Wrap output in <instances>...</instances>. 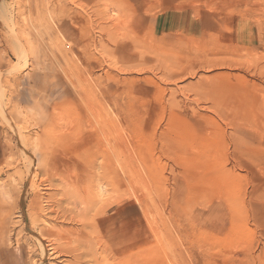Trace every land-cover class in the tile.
<instances>
[{
    "label": "rangeland",
    "instance_id": "obj_1",
    "mask_svg": "<svg viewBox=\"0 0 264 264\" xmlns=\"http://www.w3.org/2000/svg\"><path fill=\"white\" fill-rule=\"evenodd\" d=\"M136 232L264 264V0H0V264H137Z\"/></svg>",
    "mask_w": 264,
    "mask_h": 264
},
{
    "label": "bare ground",
    "instance_id": "obj_2",
    "mask_svg": "<svg viewBox=\"0 0 264 264\" xmlns=\"http://www.w3.org/2000/svg\"><path fill=\"white\" fill-rule=\"evenodd\" d=\"M43 1H44V0H43ZM25 2H26V1H25ZM30 5H31V4H30ZM42 6H43V5H42ZM29 7H30V6H29ZM33 9H34V8H33ZM35 10H36V9H35ZM41 10H42V9H41ZM30 11H32V10H30ZM34 12H37V11H34ZM38 12H39V11H38ZM40 14H41V13H40ZM32 15H33V14H32ZM32 15H31V16H32ZM38 15H39V13H38ZM38 15H37V16H38ZM39 16H40V15H39ZM41 16H42V15H41ZM41 16L39 17V19L42 18ZM45 18H46V17H45ZM31 19L33 20V17H31ZM39 19H37V20H39ZM34 22H35V21H34ZM40 22H41V21H40ZM44 22H46V21H44ZM38 23H39V22H37V25H38ZM47 25H48V23H47ZM40 27H41V26H40ZM26 28H27V27H26ZM51 31H52V30H51ZM41 37H42V36H41ZM60 44H61V43H60ZM61 45H62V44H61ZM59 46H60V45H59ZM103 121H104V120H103ZM103 124H104V122H103ZM111 144H112V143H111ZM105 145H106V143H105ZM107 147H108V146H107ZM111 147H112V145H111ZM106 149H107V148H106ZM124 151H126V150H124ZM102 181H103V180H102ZM98 182H100V181H98ZM105 184H106V183H105ZM115 184H116V183H115ZM101 185H102V184H101ZM126 186H127V185H126ZM102 189H103V187H100V192H101ZM103 190H104V189H103ZM103 190H102V192H103ZM91 191H92V190H91ZM104 191H105V190H104ZM126 192H127V191H126ZM90 193H91V192H90ZM102 194H103V193H102ZM102 194H101V196H102ZM142 194H143V193H142ZM103 196H104V195H103ZM137 196H138V195H137ZM87 197H88V196H87ZM90 197H91V196H89L88 198H90ZM91 198H94V197H91ZM137 199L139 200L138 197H137ZM141 199H142V197H141ZM141 199H140V200H141ZM89 200H90V199H89ZM91 200H92V199H91ZM134 200H135V198H134ZM138 200H137V201H138ZM80 201H81V200H80ZM84 201H85V200H84ZM57 202H58V201H57ZM88 202H90V201H88ZM92 202H93V200L91 201V204H92ZM95 202H96V201H95ZM102 202H103V201H102ZM102 202H101V203H102ZM130 202H131V201H130ZM133 202H134V201H133ZM83 203H84V202H83ZM108 203H109V202H108ZM81 204H82V202H81ZM102 204H103V203H102ZM96 205H97V204H96ZM96 205H95V206H96ZM103 205H104V204H103ZM131 205H132V203H131ZM93 206H94V205H92V207H93ZM97 206H98V205H97ZM132 206H133V205H132ZM132 206H130V210H132V212H135L136 209H135L134 207H132ZM87 207H88V206H87ZM57 208H58V206H57ZM106 208H107V207H106ZM109 208H110V207H109ZM43 209H44V208H43ZM101 209H103V208H101ZM122 209H123V208H122ZM44 210H45V209H44ZM46 210H47V209H46ZM51 210H52V209H51ZM52 211H53V210H52ZM56 211H57V210H56ZM56 211H55V212H56ZM86 211H87V210H86ZM88 211H89V210H88ZM106 211H107V209H106ZM117 211H118V210H117ZM147 211H148V210H147ZM55 212H54V213H55ZM69 212H70V211H69ZM89 212H90V211H89ZM119 212H120V211H119ZM144 212H145V211H144ZM42 213H43V212H42ZM70 213H71V212H70ZM145 213H146V212H145ZM52 214H53V213H52ZM52 214H51V215H52ZM56 214H57V213H56ZM101 214H102V213H101ZM107 214H108V213H107ZM119 214H120V213H119ZM133 214H134V213H133ZM140 214H141V213H140ZM39 215H41V213H39ZM59 215H60V214H59ZM73 215H74V214H73ZM75 215H76V214H75ZM75 215H74L73 217H75ZM99 215H100V214H99ZM102 215H103V214H102ZM105 215H106V214H105ZM109 215H110V214H109ZM145 215H146V214H145ZM35 216H36V215H35ZM43 216H44V215H43ZM55 216H56V215H55ZM57 216H58V214H57ZM63 216H64V215H63ZM77 216H78V215H76V217H77ZM141 216H142V215H141ZM147 216H148V214L146 215V217H147ZM58 217H59V216H58ZM61 217H62V216H61ZM118 217H119V216H118ZM50 218H51V217H50ZM53 218H54V216H53ZM53 218H51L50 220H52ZM79 218H80V217H79ZM88 218H89V217H88ZM88 218H87V219H88ZM123 218H124V220H126L125 217H123ZM127 218H128V217H127ZM139 218H140V217H139ZM43 219H44V218H43ZM48 219H49V218H48ZM56 219H57V218H56ZM64 219L66 220L65 217H64ZM73 219H74V218H73ZM94 219H97V218H94ZM70 220H71V219H70ZM80 220H81V219H80ZM118 220H119V219H118ZM56 221H58V220H56ZM60 221H61V220H60ZM87 221H88V220H87ZM93 221H95V220H93ZM93 221H90V222L93 223ZM119 221H120V220H119ZM122 221H123V220H122ZM122 221H121V222H122ZM40 222H41V221H40ZM61 222H62V221H61ZM63 222H64V221H63ZM81 222H82V221H81ZM88 222H89V221H88ZM88 222H87V223H88ZM96 222H97V221H96ZM121 222H120V223H121ZM43 223H44V222H43ZM69 223H70V222H69ZM73 223H74V222H73ZM76 223H77V222H76ZM82 223H83V222H82ZM84 223H85V221H84ZM51 224H52V223H51ZM77 224H78V223H77ZM93 224L95 225V223H93ZM96 224H97V223H96ZM44 225H45V224H44ZM48 225H49V224H48ZM54 225H55V224H54ZM79 225H80V223H79ZM97 225H98V224H97ZM97 225H96V226H97ZM46 226H47V225H46ZM49 226H50V225H49ZM62 226H63V225H62ZM82 226H85V225H82ZM88 226H89V225H88ZM68 227H69V226H68ZM86 227H87V226H86ZM98 227H99V226H98ZM38 228H39V227H38ZM42 228H43V225H42V227H41V229H40L41 231H43ZM48 228H49V227H48ZM83 228H84V227H83ZM83 228H82L81 230H83ZM88 228H89V227H88ZM93 228H94V227L92 226V227H91V230H90L91 232H93V230H95V229H93ZM95 228H96V227H95ZM74 229H75V228H74ZM84 229H87V228H84ZM92 229H93V230H92ZM78 230H79V229H78ZM78 230H77L76 232H78ZM83 231H84V230H83ZM87 231H89V230L87 229ZM90 231H89V233H91ZM84 232H85V231H84ZM41 233H42V232H41ZM41 233H40V234H41ZM79 233H80V231H79ZM156 233H157V232H156ZM40 234H39V235H40ZM73 234H75V233H73ZM82 234H83V232H82ZM86 234H87V233H86ZM92 234H93V233H92ZM95 234H96V233H95ZM98 234H99V233H98ZM129 234L132 235V233H126V232H122L121 234L116 233L115 235H113V237H114V239H120L119 242L121 243V242H123V240L125 241V238H126V239L128 238V235H129ZM75 235H77V234H75ZM135 235L137 236L138 252L136 253V256H137V258H136V262H137V264H138V263H140V261H141L142 258H143V250H142V249H143L144 244H145V239H144V237L141 235V233H139V232H138V233L136 232ZM40 236H42V235H40ZM73 236H74V235H73ZM78 236H79V235H78ZM93 236H94V234H93ZM96 236L98 237V235H96ZM96 236H95V237H96ZM100 236H101V235H100ZM43 237H44V236H43ZM68 237L70 238V236H68ZM87 237H88V236H87ZM97 237H96L95 239H98ZM101 237L103 238V236H101ZM154 237H155V236H154ZM159 237H160V236H159ZM159 237H158V238H159ZM47 238H48V237H47ZM56 238H57V237H56ZM58 238L60 239V237H58ZM66 238H67V237H66ZM66 238H65V239H66ZM85 238H86V236H85ZM89 238L91 239V237H89ZM93 238H94V237H93ZM44 239H45V238H44ZM62 239H63V238H62ZM65 239H64V241H65ZM67 239H68V238H67ZM78 239H79V238H78ZM95 239H94V240H95ZM100 239H101V238H100ZM49 240H50V239H49ZM56 240H57V239H56ZM56 240H55V241H56ZM68 240H70V239H68ZM91 240H92V239H91ZM98 240H99V239H98ZM104 240H105V239L103 238V241H104ZM158 240H159V239H158ZM43 241H44V240H43ZM55 241H52V243L55 242ZM62 241H63V240H62ZM64 241H63V242H64ZM71 241H73V240H71ZM74 241H78V240L75 239ZM74 241H73V242H74ZM95 241H96V240H95ZM100 241H102V239L99 240V242H100ZM103 241H102V242H103ZM57 242H61V240H60V241H57ZM83 242H84V241H83ZM83 242H82V243H83ZM85 242H86L85 244L87 245V247H89L90 245L88 246L89 243L87 242V240H86ZM91 242H92V241H91ZM96 242H97V241H96ZM99 242H97V243H99ZM102 242H101V244H104V243H102ZM104 242H105V241H104ZM61 243H62V242H61ZM68 243H70V245H71V242H68ZM76 243H78V242H76ZM76 243H75V244H76ZM79 243H80V241H79ZM87 243H88V244H87ZM97 243H95V244L97 245ZM56 244H57V243H56ZM72 244H73V243H72ZM93 244H94V241H93ZM101 244H98V245H101ZM105 244H108V243L105 242ZM122 244H124V243H122ZM44 245H45V244H44ZM64 245H66V244L64 243ZM77 245H78V244H77ZM79 245H80V247H82L81 244H79ZM82 245H83V244H82ZM93 246H94V245H93ZM45 247H46V246H45ZM57 247L60 249V248L65 247V246H62V245H61V247H60V246H57ZM67 247H68V245H67ZM69 247H70V246H69ZM69 247H68L67 250H69ZM87 247L84 246V248H87ZM90 247H92V245H91ZM94 247H95V246H94ZM97 247H101V246H97ZM105 247H107V245H106ZM105 247H104V249L106 250ZM51 248H52V247H51ZM51 248H49V249H51ZM53 248H54V247H53ZM77 248H79V247H77ZM92 248H93V247H92ZM92 248H91V250H92ZM102 248H103V246H102ZM107 248H110V247L108 246ZM44 249H45V248H44ZM55 249H56V248H55ZM62 249H63V248H62ZM64 249H66V247H65ZM81 249H82V248H81ZM81 249H80V250H81ZM95 249H96V248H95ZM104 249H102V251H103ZM121 249H122V251H123V253H122L123 258H122V259L124 260V261H122L121 263H122V264H132L131 260H133V259H132V256H133V255L130 253V251L127 250V246H124V248H121ZM60 250H61V249H60ZM80 250H78V252H80ZM98 250H99V249H98ZM107 250H108V249H107ZM111 250H112V249H111ZM45 251H47V250H45ZM48 251H49V250H48ZM64 251H66V250H63V252H64ZM69 251H70V250H69ZM51 252H54V251L51 250ZM66 252H67V251H66ZM72 252H73V249H72ZM86 252H87V251H86ZM86 252H85V253H86ZM88 252L90 253V249H89ZM88 252H87V253H88ZM92 252H93V250H92ZM103 252L106 253L105 251H103ZM44 253H46V252H43L42 254H44ZM54 253H55V252H54ZM54 253H53V254H54ZM64 253H65V252H64ZM82 253H83V251H82ZM87 253H86V254H87ZM97 253H98V252H97ZM99 253L103 255V253H102L101 251H100ZM57 254H58V253H57ZM65 254H66V253H65ZM68 254H69V253H68ZM71 254H72V253H71ZM75 254H76V253H74V255H75ZM83 254H84V253H83ZM92 254H93V253H92ZM108 254L111 256V255H112V252H111V254H110V252H109ZM50 255H51V254H50ZM76 255H77V254H76ZM84 255H85V254H84ZM97 255H99V254H97ZM102 255H101V259H103ZM106 255H107V254H106ZM60 256H61V255H60ZM65 256H66V255H65ZM65 256H64V257H65ZM69 256H70V255H68L67 257H69ZM71 256H72V255H71ZM71 256H70V257H71ZM78 256L80 257V255H78ZM78 256H77V258H74V259H75V260L77 259L76 261L80 262V264H81L82 261H79V260L81 259V257H82L83 255L79 258V260H78ZM86 256H88V254L85 255V259H86ZM90 256H91V253H90ZM95 256H96V255H95ZM95 256H94V257H95ZM103 256H104V255H103ZM51 257H52V256H51ZM51 257H50V259H54V258H51ZM70 257H69V258H70ZM92 257H93V256H91V258H92ZM107 257H108V255H107ZM107 257H106V258H107ZM111 257H112V256H111ZM88 258H89V256H88ZM109 258H110V257H109ZM144 258H145V257H144ZM58 259H59V258H58ZM83 259H84V257H82L81 260H83ZM107 259H108V258H107ZM112 259H114V257H113ZM115 259H116V258H115ZM60 260H61V259H60ZM67 260H68V258H67ZM67 260L65 259L66 262H69V263H70V261H69V260L67 261ZM92 260H93L92 264H94V261H95V260L92 258L90 261H92ZM96 260H97V259H96ZM98 260H99V259H98ZM98 260H97V261H98ZM110 260H111V259H110ZM118 260H119V259L117 258V260H116V261H117V264L120 263ZM39 261H40V260H39ZM86 261H87V259H86ZM86 261H85V262L83 261L82 264H84V263L87 264L88 262H86ZM90 261H89V263H91ZM101 261H102V260H101ZM116 261L114 260V262H116ZM120 261H121V259H120ZM58 262H59V261H58ZM58 262H57V263H58ZM71 262L74 264L73 260H72ZM102 262H103V261H102ZM105 262H106V260H105ZM105 262H104V263H105ZM111 262H112V260H111ZM118 262H119V263H118ZM59 263H60V262H59ZM69 263H66V264H69ZM75 263H77V262H75ZM96 263H97V262H95V264H96ZM99 263H100V262H99ZM112 263H113V262H112ZM64 264H65V262H64ZM70 264H71V263H70ZM78 264H79V263H78ZM97 264H98V263H97ZM109 264H110V263H109ZM113 264H114V263H113ZM115 264H116V263H115Z\"/></svg>",
    "mask_w": 264,
    "mask_h": 264
},
{
    "label": "crops",
    "instance_id": "obj_3",
    "mask_svg": "<svg viewBox=\"0 0 264 264\" xmlns=\"http://www.w3.org/2000/svg\"><path fill=\"white\" fill-rule=\"evenodd\" d=\"M116 219H117V221H119V222H121L122 220V222L121 223H130V224H132V223H135L136 222V218H134V217H129V218H127L126 217V220H124V218H121L120 216L118 217V215H116ZM119 219V220H118ZM133 221V222H132Z\"/></svg>",
    "mask_w": 264,
    "mask_h": 264
}]
</instances>
